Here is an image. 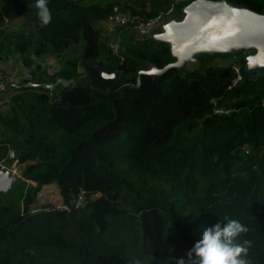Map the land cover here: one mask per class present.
Returning a JSON list of instances; mask_svg holds the SVG:
<instances>
[{"label": "trees", "instance_id": "trees-1", "mask_svg": "<svg viewBox=\"0 0 264 264\" xmlns=\"http://www.w3.org/2000/svg\"><path fill=\"white\" fill-rule=\"evenodd\" d=\"M189 3L49 0L41 26L34 0H0V61L20 45L29 72L7 86L0 111V162L21 166L17 189L0 194V264H174L225 217L247 227L237 240L250 241L247 264H264V75L251 79L242 57L233 84L231 64L204 54L193 68L137 79L175 61L170 45L124 30L115 56L98 27L114 7L142 20L172 8L181 20ZM230 3L264 15V0ZM73 48L52 73L33 61ZM102 64L118 78L103 79ZM57 79L72 83L25 86ZM49 184L68 211L38 205Z\"/></svg>", "mask_w": 264, "mask_h": 264}, {"label": "water", "instance_id": "water-1", "mask_svg": "<svg viewBox=\"0 0 264 264\" xmlns=\"http://www.w3.org/2000/svg\"><path fill=\"white\" fill-rule=\"evenodd\" d=\"M181 22L173 21L165 32L154 39L167 43L175 61L165 67L142 70L139 75L160 76L169 69H179L204 55L236 54L241 50L255 49L256 53L245 59L244 69L251 79L264 75V15L230 3V0H193L184 8ZM100 76L117 79L118 72L107 73L104 64L96 66ZM71 80L57 79L52 84L27 83L28 88L41 87L52 90L58 85L67 87ZM139 81L137 82V84ZM14 152H9L13 159ZM8 170L0 165V192L10 187Z\"/></svg>", "mask_w": 264, "mask_h": 264}, {"label": "rangeland", "instance_id": "rangeland-1", "mask_svg": "<svg viewBox=\"0 0 264 264\" xmlns=\"http://www.w3.org/2000/svg\"><path fill=\"white\" fill-rule=\"evenodd\" d=\"M125 3L127 4L128 7L135 9L137 8L136 6V1L140 0H124ZM193 0H190V2ZM213 1V0H211ZM123 4V3H122ZM161 21L159 25L149 29L147 31V34L145 35L146 37H157L160 34L165 32L166 27L173 22L174 20L177 22H181L183 19L179 20L178 16L180 15L177 11L173 10L171 12H161ZM183 14H184V9H183ZM185 15V14H184ZM20 21L17 20L13 23L11 27H19ZM98 27L101 29L103 37H104V42L108 46V43L113 41L117 42L118 47L120 44V37L123 36L124 34H128L130 37L135 36L134 31H131L127 29L126 33H123L125 29H119L116 27H112L105 21H102L98 24ZM126 34V35H127ZM127 35V36H128ZM128 36V37H129ZM16 41V40H15ZM17 42V41H16ZM256 53L255 49H247V50H241L240 52L236 54H220L217 57L213 58L211 63L214 65L218 66H225L229 64H234L239 66V60L240 58L244 57L247 59V57L252 56ZM74 54V48L71 51H67L65 54H62L60 56H57L56 54L49 52L43 57L39 58H34L33 61L34 63H37L41 69H44L48 71L49 73L54 72L55 69H58L59 64L63 62L65 59L70 57V55ZM22 55V50L20 45H17L12 52L5 57L3 60L0 61V78L4 81L5 88L4 90L0 91V111H4V103L6 100L9 98L11 94V90L7 88L9 84H16L19 83L20 80L29 78V72L28 69L24 68L21 57ZM197 64V61H190L186 64V67L193 68ZM0 165L6 167L8 170V178L11 180L10 187L5 190L0 192V194L8 193L12 190L17 189V184L19 179H21L20 176V169L21 166L17 165L16 162L14 161L11 164H7L5 161L0 162ZM55 185V184H54ZM56 187V186H55ZM55 187L53 185H50L43 188V190L40 193V198H39V204L40 206L43 205H54L57 204V196L55 194Z\"/></svg>", "mask_w": 264, "mask_h": 264}, {"label": "clouds", "instance_id": "clouds-1", "mask_svg": "<svg viewBox=\"0 0 264 264\" xmlns=\"http://www.w3.org/2000/svg\"><path fill=\"white\" fill-rule=\"evenodd\" d=\"M49 0H34L36 16L41 26L51 22ZM247 227L239 219L225 217L203 228L199 237L184 256L175 258L174 264H247L245 256L250 241L237 242ZM134 264H140L139 260Z\"/></svg>", "mask_w": 264, "mask_h": 264}, {"label": "built area", "instance_id": "built-area-1", "mask_svg": "<svg viewBox=\"0 0 264 264\" xmlns=\"http://www.w3.org/2000/svg\"><path fill=\"white\" fill-rule=\"evenodd\" d=\"M172 8H169L167 12H171ZM162 14H159L153 19L142 20L139 18H131L130 15L126 12H122L119 8L114 7L113 13L110 14L104 21L119 29H129L134 31L137 37H144L147 34V31L157 25L161 21ZM108 49L112 55L117 56L119 53V47L117 42H109ZM231 69L234 72L235 78L233 79V84L241 80L240 67L234 64H231ZM5 84L4 81L0 78V91L4 90ZM262 106L264 107V100L262 101ZM227 112L223 110H214V113ZM73 206L77 209L83 206L84 204V192H80L75 199L71 202ZM47 208L58 209L63 211H68L69 206L63 203H57L54 205H48Z\"/></svg>", "mask_w": 264, "mask_h": 264}, {"label": "crops", "instance_id": "crops-1", "mask_svg": "<svg viewBox=\"0 0 264 264\" xmlns=\"http://www.w3.org/2000/svg\"><path fill=\"white\" fill-rule=\"evenodd\" d=\"M17 20L20 21V24L23 22V18H22V17L16 18V19L12 20L9 24H7L6 28H7L9 31H12V32L16 31L18 27L16 28V27H11V26H12L13 23H14L15 21H17ZM19 26H20V25H19ZM50 185H53V186L55 187L54 184H50ZM47 186H49V185H47ZM44 187H46V186H43L42 189H41V191L43 190ZM41 191H40V193H41ZM55 191H56L55 194H56V196H57V202H58V203H61V201H60V199H59V196H58V193H57V189H56V187H55ZM40 193H39V195H38V204H39Z\"/></svg>", "mask_w": 264, "mask_h": 264}]
</instances>
